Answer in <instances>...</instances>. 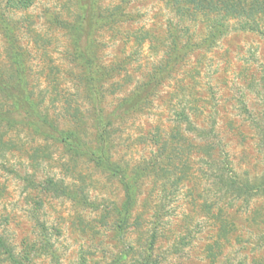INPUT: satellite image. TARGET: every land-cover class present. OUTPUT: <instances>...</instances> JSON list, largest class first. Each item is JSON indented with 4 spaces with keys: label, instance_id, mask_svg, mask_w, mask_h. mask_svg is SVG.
I'll return each mask as SVG.
<instances>
[{
    "label": "rangeland",
    "instance_id": "rangeland-1",
    "mask_svg": "<svg viewBox=\"0 0 264 264\" xmlns=\"http://www.w3.org/2000/svg\"><path fill=\"white\" fill-rule=\"evenodd\" d=\"M6 1L2 0V7L7 16L21 21L27 17L39 28L44 10L59 11L66 2L36 0L28 12L13 13L6 11ZM119 1L103 0L102 6ZM128 1V10L136 16V21L128 26L131 30L150 27L164 32L168 21L177 22L159 0ZM205 23L204 20L184 23L195 42L204 36ZM228 24V33L212 48L195 49L185 56L172 78L158 88L150 108L122 123H114L109 154L112 161L129 169L146 164L155 156L165 164L169 150L159 155V147L150 144L148 133L158 126L162 138H169L176 124L174 112L187 114L193 128L210 134L201 139L197 132L187 131L186 123L180 124V131L192 146L183 148L186 160L168 163V168L170 172L176 168L179 177L177 172L183 167L186 175L177 187L166 185L172 176L142 179L129 227L121 239L114 229V221L124 194L114 177L95 168L85 157L72 160L59 145L47 144L46 149H38L43 148V141L29 130L18 128L7 133L4 139L13 144L9 150L0 147V230L16 250L32 251L35 264H54L45 251H36L47 241L59 264H112L124 253L126 262L133 263L144 252L157 216L158 239L153 252L157 264H212L213 259L217 264L264 262V196L254 195L248 200L234 198L225 193L214 173V168L223 166L226 172L229 170L250 184L259 182L264 175V147L259 134L264 105V36L238 30L233 20ZM22 36L32 52L33 69L38 70L40 51L27 41L28 36ZM51 36L46 59H55L61 68L69 71L70 66L61 61L60 55L66 38L58 31ZM98 40L103 43L98 56L108 64L119 54L120 41L112 44L115 37L110 31L104 32ZM1 51L0 48V55ZM160 51L143 46L138 63L129 68L130 82L120 93L111 91L105 96L102 106L106 114L156 65L162 58ZM32 79L36 82V77ZM35 86L34 95L46 89L41 81ZM61 87L72 93L69 78L62 80ZM45 100L43 107L48 108L49 115L61 128L78 124L70 116L72 108L66 113L62 108H52L49 100ZM79 105L78 117L85 123L84 129H80L81 137L87 145L95 146L96 132L88 117L87 103L80 101ZM209 137L214 142L212 158L215 161L210 166V161L205 162L207 159L197 149ZM50 180L72 190H82L78 192L86 195L92 206L60 195L49 184ZM218 210L224 211L222 218L232 225L225 240L218 237L222 223L212 219ZM136 219L140 227L134 225ZM185 237L182 243L180 240ZM209 247L214 257L209 256Z\"/></svg>",
    "mask_w": 264,
    "mask_h": 264
},
{
    "label": "trees",
    "instance_id": "trees-1",
    "mask_svg": "<svg viewBox=\"0 0 264 264\" xmlns=\"http://www.w3.org/2000/svg\"><path fill=\"white\" fill-rule=\"evenodd\" d=\"M159 1L163 2L177 18L176 23L168 21L164 32H157L150 27H137L131 30L128 26L136 21V16L128 10V0H121L108 7L102 6L103 0H66L59 11H51L49 8L44 10L40 28L27 17L21 21L14 20L10 15L7 16L0 0V48L2 49V55H0V147L9 150L13 144L10 140L4 139L8 132L17 131L18 128L29 130L30 134L43 141V148L38 149H46L49 146L47 144L59 145L63 153L72 160L85 157L95 168L114 177L124 194L123 202L116 209L114 221V229L120 239L129 227L131 212L137 201L142 179L156 178V175L168 179L172 176L171 181L166 180V185L177 187L182 182V177L186 175L187 170L183 167L177 172L181 175L179 177L176 176V168H174L175 172L174 169L170 172L168 168V163L186 160L187 158L182 154L183 148L185 145L192 146V143H189L188 138H185L180 131V124L186 123L187 131L197 132L198 138L203 139V136L207 137L210 134L193 128L187 114L174 112L176 127L174 125L173 130L170 131L169 138H162L158 126L154 132L148 133L150 144L159 147V155L169 150V154L164 158L165 164H161L162 162L158 161L160 157L155 156L146 164L129 169L128 166L112 161L109 154L113 145L111 136L115 131L114 123H122L130 116L141 114L145 109L150 108L158 88L172 78L171 75L176 71V66L180 65L189 52L195 49L212 48L216 41L228 33V21H235V26L240 31L254 32L264 36V0ZM35 3L36 0H7L6 11L26 13ZM199 20L206 22V30L204 36L195 42L193 36L188 34V28L184 26V23L189 21L190 24H194ZM56 31L63 33L66 38L64 51L60 52V55L61 61L70 66L69 71L61 68L55 59H46L50 43H52L51 35ZM106 31H110L112 37H115L112 44L120 41L119 54H116L108 64L103 63L102 57L98 56L103 44L98 38H101ZM21 32L28 36L27 41L30 40L40 51L42 61L40 60L36 68L38 70L33 69L32 52L28 49ZM23 42L26 44L23 45ZM144 45H148L154 52L161 50L162 58L106 114L102 106L105 96L111 91L112 94L120 93L124 85L130 82L132 72L129 68L134 63H138V55ZM65 71L69 73V76ZM32 77H36V82ZM64 78H69L73 88L72 93L61 87ZM38 81L43 82L46 89L34 95V88ZM45 98L49 100L52 108H62L66 113L72 108L70 116L78 124L74 127L61 128L57 120L49 115L48 108L43 107ZM79 100L87 103L88 117H91L96 132L95 146L87 145L81 137L80 129H84L85 123L78 117L81 114ZM261 121L259 134L264 147V105ZM209 139L198 145L197 149L207 159L204 160L205 162L210 161V166L214 165L215 161L212 158L214 142L210 137ZM166 165L167 167H164ZM214 171L219 183L223 184L225 193L228 192L230 196L245 197L246 200L254 195L264 196V175L259 182L250 184L248 180L241 181L233 172L229 170L226 172L223 166H217ZM49 184L60 195L77 200L84 206H92L88 197L78 192L82 190H72L68 186L55 184L52 180ZM223 214V210H218V214L212 215V219L222 223L218 237L225 240L227 230L231 229L232 225L225 222L222 218ZM137 219L140 220L139 217ZM137 219L134 225L140 227L141 223H138ZM158 224L159 219L155 216L146 245L143 247L144 252L140 253L139 259L128 263L124 253L119 255L112 264H157L153 252L158 239ZM186 239L187 237L180 241L183 243ZM36 251L40 253L45 251L54 264H59L55 253L50 251L47 241ZM32 253L29 249L16 250L0 230V264H35V256ZM209 256L214 257L210 247ZM214 260L212 264H217ZM237 264H245V262ZM252 264H264V262L255 261Z\"/></svg>",
    "mask_w": 264,
    "mask_h": 264
}]
</instances>
